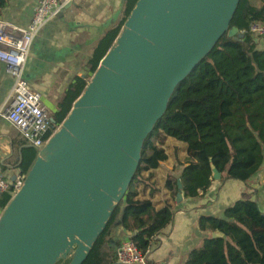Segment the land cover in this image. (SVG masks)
<instances>
[{
    "label": "water",
    "instance_id": "95a60500",
    "mask_svg": "<svg viewBox=\"0 0 264 264\" xmlns=\"http://www.w3.org/2000/svg\"><path fill=\"white\" fill-rule=\"evenodd\" d=\"M240 1L138 0L3 210L0 264L84 263L124 198L144 142L176 87L225 33L242 37L230 29ZM221 178L214 169L213 179Z\"/></svg>",
    "mask_w": 264,
    "mask_h": 264
},
{
    "label": "trees",
    "instance_id": "16d2710c",
    "mask_svg": "<svg viewBox=\"0 0 264 264\" xmlns=\"http://www.w3.org/2000/svg\"><path fill=\"white\" fill-rule=\"evenodd\" d=\"M138 0H126L120 23L107 31L90 59V78L119 36ZM241 0L231 21L241 38L225 33L213 50L175 89L166 113L158 120L144 142L136 174L117 204L103 233L83 264H113L114 249L110 235L116 227L132 232L130 239L146 255L153 238L173 219L170 205L156 209L150 199L139 197V187H151L150 173L168 159L163 146L169 137L186 143L190 156L179 180L169 176L166 188L173 197L183 192L195 198L206 192L217 169L224 179L247 183L264 166V49L261 39L248 33L252 22L264 23V0ZM6 0H0V14ZM89 77H77L65 92L53 118L66 119L76 100L85 91ZM38 157L26 147L20 163L26 175ZM181 182L182 188L178 186ZM12 194L0 196L4 210ZM201 231L211 234L189 255L187 264H264V213L256 201L242 199L224 211V217H201ZM214 232L223 237H213ZM121 245V244H120ZM118 246V248L120 247ZM117 248V249H118ZM117 251V250H116ZM115 251V256H116ZM148 255V254H147Z\"/></svg>",
    "mask_w": 264,
    "mask_h": 264
},
{
    "label": "crops",
    "instance_id": "0c3cea01",
    "mask_svg": "<svg viewBox=\"0 0 264 264\" xmlns=\"http://www.w3.org/2000/svg\"><path fill=\"white\" fill-rule=\"evenodd\" d=\"M260 5L258 0H255ZM40 0H6L0 19L18 29H26ZM126 11V0H73L57 17L49 21L35 38L25 68V77L31 88L42 95L51 116L59 109L65 92L77 77L87 76L88 63L105 33L115 28ZM260 49H264L261 39ZM14 80L5 64L0 62V109L11 92ZM17 128L0 116V174L10 183L22 175L20 163L25 148ZM163 148L168 159L154 171L151 187H139V197L150 199L156 209L170 205L173 219L152 240L147 264H187L190 253L199 247L211 233L201 231V217H224V211L249 195L264 213V166L247 183L224 179L212 181L206 192L195 198L178 201L165 186L172 176L179 180L184 167L189 165L188 145L169 137ZM180 182V181H179ZM181 183V182H180ZM3 210L0 208V216ZM124 228L116 227L110 235V245L115 251L129 236Z\"/></svg>",
    "mask_w": 264,
    "mask_h": 264
},
{
    "label": "built area",
    "instance_id": "2783aa9c",
    "mask_svg": "<svg viewBox=\"0 0 264 264\" xmlns=\"http://www.w3.org/2000/svg\"><path fill=\"white\" fill-rule=\"evenodd\" d=\"M73 0H40L33 18L26 29H18L0 19V62L5 64L14 80L10 94L0 109V116L18 129L21 138L37 154L45 147L61 124L53 123L52 116L43 103L42 95L34 91L25 77V68L32 44L41 29L63 12ZM248 33L256 39H264V23L252 22ZM26 175L10 183L0 174V196H14L24 185ZM143 254L130 237L116 251L121 264H147Z\"/></svg>",
    "mask_w": 264,
    "mask_h": 264
},
{
    "label": "rangeland",
    "instance_id": "374dc122",
    "mask_svg": "<svg viewBox=\"0 0 264 264\" xmlns=\"http://www.w3.org/2000/svg\"><path fill=\"white\" fill-rule=\"evenodd\" d=\"M86 74H87V76L89 77L88 81L90 82V80H91L90 76H91V75L89 74V72H87Z\"/></svg>",
    "mask_w": 264,
    "mask_h": 264
}]
</instances>
